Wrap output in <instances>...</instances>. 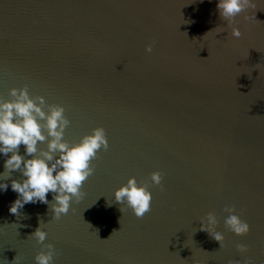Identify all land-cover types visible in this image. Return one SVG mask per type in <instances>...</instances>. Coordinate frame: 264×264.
Returning a JSON list of instances; mask_svg holds the SVG:
<instances>
[{"label": "water", "instance_id": "1", "mask_svg": "<svg viewBox=\"0 0 264 264\" xmlns=\"http://www.w3.org/2000/svg\"><path fill=\"white\" fill-rule=\"evenodd\" d=\"M217 3L0 0V100L27 85L65 108L70 144L95 127L109 143L59 220L40 202L10 214L11 180L24 177L5 179L0 154V264H36L40 221L53 264H264V0L235 18L239 39ZM131 177L152 193L143 218L114 199ZM233 206L245 236L225 226ZM208 212L222 246L200 230Z\"/></svg>", "mask_w": 264, "mask_h": 264}, {"label": "clouds", "instance_id": "2", "mask_svg": "<svg viewBox=\"0 0 264 264\" xmlns=\"http://www.w3.org/2000/svg\"><path fill=\"white\" fill-rule=\"evenodd\" d=\"M249 5L250 0H218L220 17L227 22L231 35L237 39L242 33L233 26L235 18ZM145 50L151 53L153 45L148 44ZM9 95L11 100H0V154L6 157L4 168L9 175L5 179L13 171H19L24 177L23 180H11V189L18 194V198L11 204L9 212L17 215L25 204L40 202L49 205L53 219L59 220L62 215H67L73 199L79 202L84 196L82 185L95 172L91 162L98 158L101 150H108L106 131L103 127H95L78 143L70 144L64 139L70 121L62 105L46 104L43 96H30L27 85L20 89L11 88ZM45 142L46 149L38 148V143ZM21 145L25 149L24 155L19 154ZM150 180L163 190L161 172L153 171ZM7 189V183H0V190ZM49 193L52 194V201L47 198ZM114 199L130 208L137 218H143L151 210L152 193L148 184L142 182L138 185L135 177L116 189ZM120 210L123 212L124 208ZM224 211L228 213L225 226L230 231L237 236L249 233V224L235 214L234 206L225 207ZM200 222V230L206 231L222 246L224 236L217 231L219 222L216 215L208 212ZM41 223L31 234L42 245V250L34 259L36 264H53L56 250L51 243L44 244L47 233L42 230ZM237 250L240 253L248 251L245 245H238ZM14 260L19 264L20 257L16 256Z\"/></svg>", "mask_w": 264, "mask_h": 264}]
</instances>
